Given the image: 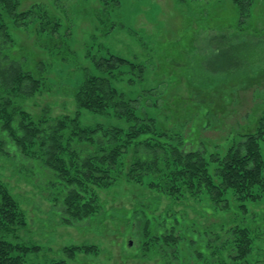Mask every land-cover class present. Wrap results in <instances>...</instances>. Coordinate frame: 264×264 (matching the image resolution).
I'll list each match as a JSON object with an SVG mask.
<instances>
[{
	"label": "rangeland",
	"instance_id": "1",
	"mask_svg": "<svg viewBox=\"0 0 264 264\" xmlns=\"http://www.w3.org/2000/svg\"><path fill=\"white\" fill-rule=\"evenodd\" d=\"M245 3L246 24L263 33L251 36L244 32L239 41L257 44L264 41V0H245ZM21 10L36 12L26 16L24 24L11 32L19 48H29L36 57L58 59L47 71L48 86L25 102L26 109L34 116L40 115L44 108L52 116L74 115V93L82 81L83 68L101 74L91 66L90 55H106L110 49L138 65L134 72L123 68V73L111 80L126 98L136 99L132 105L137 114H147L158 124L174 125L175 131L187 123L201 145L204 141L209 151L215 152L216 147L226 149L230 141L203 140V136L215 137L224 124L240 131L241 125L237 123L247 120L245 112L253 101L252 91L247 88L264 76L261 54L254 58L256 52L251 46L240 50L235 46L238 38L232 36L228 40V35H223L229 32L223 27L235 25L240 18L235 0H187L181 5L176 0H117L107 10L99 0H18L17 12ZM48 16L55 17L59 23L52 34L36 30L37 23ZM53 45H61L62 50L68 47L75 61H62ZM258 93L263 96L264 89L255 95ZM207 109L220 119L207 114ZM110 113L109 116L95 115L83 109L79 118L90 125H127L125 119ZM208 119L210 127L203 129ZM261 152L264 159L262 145ZM130 154L124 155L128 164ZM37 167L34 161L29 164L21 155L9 158L0 155L1 180H6L12 193L17 195L26 224L18 234L39 248L26 256L27 264H55L60 260L66 264H170L174 261L190 264L188 258L201 264L202 257L191 253L186 260L182 256L178 260L173 250L163 255L159 244L176 242L181 251L187 247L188 253L198 250L203 254V225L209 220L224 218L222 226L212 223L213 231L209 230L223 236L230 228L243 227L245 213L251 223L264 215V192L258 189L255 191L261 197L254 201H239L232 198L233 190L227 191L231 206L239 214L238 222H229L225 212L214 211L206 195L193 196L184 185L171 192V187L123 176L108 186L95 187L100 203L98 212L92 216L95 219L67 224L63 223L59 211L62 188L37 186L33 175L39 171ZM121 168L124 172L127 169ZM39 176L37 173L36 177ZM146 204L151 205L152 214L135 217L136 210ZM173 212L178 215L173 216ZM164 221L173 222L175 229L171 233L181 236L177 241L151 238L164 231ZM260 233V230L248 231L252 238L248 264H264V232L262 236ZM71 246H79V250L73 258H68L65 248ZM86 247L92 248L85 250ZM221 255L226 256V252Z\"/></svg>",
	"mask_w": 264,
	"mask_h": 264
},
{
	"label": "trees",
	"instance_id": "2",
	"mask_svg": "<svg viewBox=\"0 0 264 264\" xmlns=\"http://www.w3.org/2000/svg\"><path fill=\"white\" fill-rule=\"evenodd\" d=\"M99 1L107 10L117 0ZM186 1L176 0L180 5ZM235 3L240 18L235 25L223 27L229 30L228 34L223 32L224 37L228 35V40L238 38L235 44L238 49L246 50L251 46L256 52L254 58L260 57V54L261 59L264 58V41L257 44H250L249 40L239 41L244 32L251 36L263 32L246 24L245 0H235ZM17 6L18 0H0V155L7 158L21 155L29 160V164L34 161L40 168L37 173L41 175L37 178V173L33 174L37 186L50 189L58 185L62 188L59 198L62 207L59 211L63 223L95 219L92 216L100 207L95 187L108 186L123 176L171 187V192L184 185L185 190L193 196L206 195L214 211L225 212L229 222H238L236 218L239 214L230 204L228 190H233L232 198L239 201H254L261 197L255 189L264 192V159L261 152V145L264 146V95L258 93L256 96L255 93L264 89V76L256 84L252 83L253 87H245L250 88L253 99L245 112V127L243 122H239L237 125H241V130L234 131L233 127L224 124L215 137L203 136V140L230 141L226 149L216 147L215 152L209 151L206 142L203 141L201 145V140L192 135L187 123L175 131L174 125L158 124L147 114H137L132 105L136 99L126 98L111 84V80L122 74L123 68L127 67V72H134L138 65L110 49L106 55H90L91 66L101 74H93L88 68H83L82 81L74 93V115L63 113L52 116L50 110L44 108L40 115L34 116L26 109L25 102L48 86L47 71L58 59L36 57L37 54L29 48H19L11 32L24 24L26 16L36 11L17 12ZM26 23H30V20ZM37 24L36 30L41 33L52 34L59 27L57 19L50 16ZM45 44L49 46L47 42ZM61 45L52 47L59 50L60 59L74 60L68 47L62 50ZM83 109L103 116H109L112 112L118 119H125L127 125L85 124L79 118ZM206 113L215 120L220 119L211 110L207 109ZM210 120L203 123V129L210 127ZM126 153H131L130 161L127 159L129 164L124 160ZM210 164L214 166L210 168ZM122 166L127 167L125 172L121 170ZM23 170L26 172L25 168ZM150 206L141 205L135 217H148L152 214ZM240 207L245 210L244 205ZM172 215H178V212ZM246 217L250 216L246 213L243 215V227L230 228L223 236L214 234L210 227L212 223L222 226L225 223L223 217L214 219L215 222L209 220L203 225V254L198 250L188 253L187 247L181 251L176 242L160 243L162 254L168 255L173 250V256L178 260L180 256L186 260L191 253L202 257L201 264H248L252 243L248 231L260 230L262 236L264 215L253 223ZM25 226L17 195L0 177V264H27L26 256L39 249L19 236L18 232ZM162 227L164 231L151 237L153 240L170 238L177 241L181 237L171 233L175 229L173 222H165ZM209 230L212 231L209 233ZM188 239L193 240L190 236ZM77 250L79 246L65 248L68 258H73ZM223 252H226V256L221 255ZM188 260L190 264H194L193 261L200 263ZM183 263L174 261L170 264ZM55 264L66 263L60 260Z\"/></svg>",
	"mask_w": 264,
	"mask_h": 264
}]
</instances>
